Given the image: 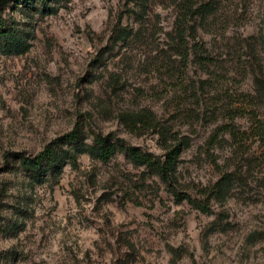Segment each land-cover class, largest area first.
Returning <instances> with one entry per match:
<instances>
[{"label": "rangeland", "instance_id": "rangeland-1", "mask_svg": "<svg viewBox=\"0 0 264 264\" xmlns=\"http://www.w3.org/2000/svg\"><path fill=\"white\" fill-rule=\"evenodd\" d=\"M0 11V264H264V0ZM73 128L60 169L24 168ZM97 134L160 158L189 143L166 183L99 158ZM224 176L207 212L174 194L204 201Z\"/></svg>", "mask_w": 264, "mask_h": 264}, {"label": "trees", "instance_id": "trees-1", "mask_svg": "<svg viewBox=\"0 0 264 264\" xmlns=\"http://www.w3.org/2000/svg\"><path fill=\"white\" fill-rule=\"evenodd\" d=\"M34 0H1L2 4H8L14 2L15 4L27 5ZM40 2L43 6H47L50 0H35ZM15 32L9 28L6 17L0 11V37L2 39H15ZM188 58V55H185ZM82 130L73 128L72 130L64 133L63 135L54 139L43 150L35 154L34 156H20V161L25 169L41 172L45 168L60 169L62 167L61 153L58 149L60 143H71L79 140L82 137ZM189 142L184 140L175 143L165 154V158L157 157L156 155L148 152H144L140 149L127 146L126 144L115 141L110 135L97 134L94 137V150L97 156L103 160L110 159L117 150L124 151L134 162L147 165L150 168L155 169L161 179L166 183H172L175 180V175L178 169V160L185 145ZM228 177L224 176L217 184L207 192L206 200H196L187 194L174 190V194L178 199L187 198L195 204V206L203 212H207L210 209V200L224 192L227 185Z\"/></svg>", "mask_w": 264, "mask_h": 264}]
</instances>
